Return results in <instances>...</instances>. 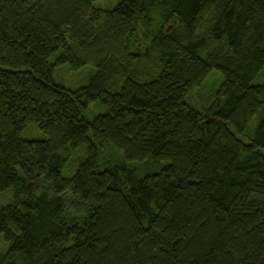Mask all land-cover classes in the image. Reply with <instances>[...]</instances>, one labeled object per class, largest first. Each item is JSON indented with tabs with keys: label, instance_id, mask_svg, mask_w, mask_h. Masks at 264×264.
<instances>
[{
	"label": "trees",
	"instance_id": "16d2710c",
	"mask_svg": "<svg viewBox=\"0 0 264 264\" xmlns=\"http://www.w3.org/2000/svg\"><path fill=\"white\" fill-rule=\"evenodd\" d=\"M263 69L264 0H0V264H264Z\"/></svg>",
	"mask_w": 264,
	"mask_h": 264
},
{
	"label": "rangeland",
	"instance_id": "374dc122",
	"mask_svg": "<svg viewBox=\"0 0 264 264\" xmlns=\"http://www.w3.org/2000/svg\"><path fill=\"white\" fill-rule=\"evenodd\" d=\"M116 3V0H95V6L101 9H111ZM60 55V51H57L49 58L50 63H55ZM94 67L91 65H85L77 70H71L66 63H58L53 70V79L56 84L62 86L68 91L76 90L87 84L88 78L93 72ZM222 74L219 70L212 68L207 73L202 83L193 88L189 94L185 96V101L191 107L198 111L204 110L214 100L217 90L222 82ZM264 82V69L263 73L255 79V83ZM107 112L106 107L98 101L91 104L88 107L86 118L90 121L92 118L99 114H105ZM22 138L25 140H42L46 138V135L40 131L36 125H28L22 132ZM80 148L77 154L82 151ZM66 175L67 173L64 172ZM6 196L0 197V206L5 205L8 202ZM7 250V244L4 242L0 235V253H4Z\"/></svg>",
	"mask_w": 264,
	"mask_h": 264
}]
</instances>
